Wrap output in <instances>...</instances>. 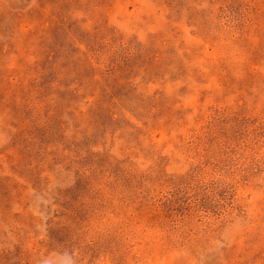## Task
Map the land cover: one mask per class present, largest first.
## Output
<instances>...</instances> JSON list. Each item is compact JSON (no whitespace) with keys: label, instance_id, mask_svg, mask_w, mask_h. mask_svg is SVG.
Listing matches in <instances>:
<instances>
[{"label":"rangeland","instance_id":"1","mask_svg":"<svg viewBox=\"0 0 264 264\" xmlns=\"http://www.w3.org/2000/svg\"><path fill=\"white\" fill-rule=\"evenodd\" d=\"M0 264H264V0H0Z\"/></svg>","mask_w":264,"mask_h":264}]
</instances>
